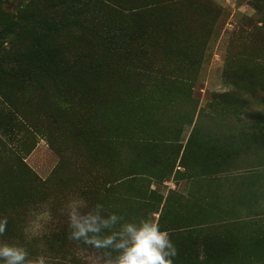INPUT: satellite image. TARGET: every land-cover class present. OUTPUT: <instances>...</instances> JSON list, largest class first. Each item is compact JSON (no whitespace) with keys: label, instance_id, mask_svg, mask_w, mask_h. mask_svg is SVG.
<instances>
[{"label":"rangeland","instance_id":"rangeland-1","mask_svg":"<svg viewBox=\"0 0 264 264\" xmlns=\"http://www.w3.org/2000/svg\"><path fill=\"white\" fill-rule=\"evenodd\" d=\"M73 196L264 264V0H0V241L99 264Z\"/></svg>","mask_w":264,"mask_h":264},{"label":"clouds","instance_id":"clouds-1","mask_svg":"<svg viewBox=\"0 0 264 264\" xmlns=\"http://www.w3.org/2000/svg\"><path fill=\"white\" fill-rule=\"evenodd\" d=\"M60 211L66 218L67 239L95 249L99 264H173L177 255L169 231L152 218L126 219L101 203L89 206L79 196L68 198ZM48 218V211H42L34 223L38 227ZM7 225V217H0V236ZM47 259L30 258L24 247L0 241V264H47Z\"/></svg>","mask_w":264,"mask_h":264}]
</instances>
